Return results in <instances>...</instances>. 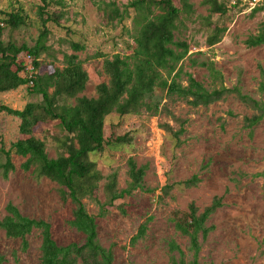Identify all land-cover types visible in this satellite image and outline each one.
Instances as JSON below:
<instances>
[{
	"label": "rangeland",
	"instance_id": "374dc122",
	"mask_svg": "<svg viewBox=\"0 0 264 264\" xmlns=\"http://www.w3.org/2000/svg\"><path fill=\"white\" fill-rule=\"evenodd\" d=\"M136 1L141 0H0V10H22L28 17L26 26L18 30L2 27L1 39L34 47L43 28L39 9L45 8L59 25L48 24L47 51L40 57L37 73L45 75L62 69L64 56L76 54L89 76L80 97L96 98L97 85L109 81L104 62L115 55L126 57L133 53L136 20L145 18L144 9L136 11L130 7ZM205 1L192 0L194 14L182 16L176 32V40L189 46L188 58L182 63L184 72L209 90L238 87L244 95L264 103V91L260 90L264 82V46L251 49L245 43L264 22V11L252 15L263 0H217L228 7L224 17L211 14ZM106 3L114 4L120 13L126 12L122 22L116 19L108 23L101 11ZM174 3L180 7L177 0ZM216 26L226 31L218 44L209 46L208 38ZM73 44L84 49L75 53ZM20 59L25 62L26 56ZM190 60L197 64L193 66ZM203 63L211 64L220 77L213 79L208 69L201 66ZM178 82L187 86V75ZM41 101L26 87L0 95V104L14 110ZM153 103L157 111L126 117L113 114L107 119V138L130 133L133 141L122 150H107L93 157L103 176L117 173L119 189H126L131 158L146 173L141 190L112 206H101L106 201V180L96 192L97 202L85 200L89 213L96 218L100 244L114 250V264H173L171 241L189 254V241L176 231L175 220L187 214L191 204L203 212L216 198H222L223 207L207 223L215 229L202 243L199 264H264V121L253 130L247 129L245 118L256 112L234 95L207 108H194L158 91ZM19 125L17 118L0 115V148L4 145L9 149L22 138ZM64 135L56 122L34 131V136L46 143L51 159L58 157V140ZM25 162L26 159L13 155L16 170L8 180L0 177V220L12 204L23 216L49 223L58 245L83 244L84 235L69 224L73 206L63 203L59 186L46 178H36L32 171H24ZM193 177L200 180L196 187L179 186ZM144 225L146 235L132 244ZM28 240L30 247L22 252L21 240L9 239L0 230L3 264H39L40 232L34 231Z\"/></svg>",
	"mask_w": 264,
	"mask_h": 264
},
{
	"label": "trees",
	"instance_id": "16d2710c",
	"mask_svg": "<svg viewBox=\"0 0 264 264\" xmlns=\"http://www.w3.org/2000/svg\"><path fill=\"white\" fill-rule=\"evenodd\" d=\"M141 0L130 4L136 11L144 9L145 18L136 20L132 55L123 57L115 55L104 62L103 70L109 81L97 85V97H80L85 91L89 76L84 70L76 54L64 56V67L51 74L40 75V57L47 51L46 42L49 36L48 24L59 25L58 20L48 15L45 8L39 9L42 21V31L34 47L25 44L5 43L2 41V31L6 26L13 30L26 26L28 17L22 10L7 12L0 10V95L26 87L32 95L40 96V103H29L22 110H14L0 104V115L17 118L20 121L19 133L21 139L11 145L0 148V177L8 180L16 168L13 155L26 159L22 165L24 171H32L36 178H46L59 186V194L63 203L73 206L70 226L84 235L83 244L60 246L54 240L51 225L43 220H33L23 216L17 207L9 204L7 215L0 220V230L7 238L21 240L22 252H27L30 243L28 237L39 231L41 236V259L39 264H114L113 249L104 248L98 239V225L85 204V200L97 202L96 192L100 184L104 185L105 203L112 206L116 201L130 196L143 188L145 168L138 167L134 159L128 160V186L119 189L118 175L113 173L107 178L98 169L94 156L107 150L118 151L132 144L130 133L124 135L112 134L105 136L107 119L116 114L120 117L139 115L142 111H157L155 107L158 91L165 92L168 97H177L186 101L194 108L209 107L230 96H236L243 104L256 112L252 117L245 118L247 129L253 130L264 121V103L249 95H244L240 88L209 90L202 82L191 74L185 73L182 63L188 58L189 46L176 40V32L182 23V16L194 14L192 0ZM204 5L210 7L211 14L222 15L229 12L225 4L217 0H206ZM237 8L238 5H233ZM108 23L118 19L124 20L126 12H119L114 4L106 3L101 9ZM264 11V0L252 12ZM141 13V12H140ZM3 27V28H2ZM226 29L216 26L208 38L209 46L218 44ZM248 48L264 46V22L256 35L246 40ZM75 53L84 48L73 44ZM25 54V55H24ZM20 56H30L33 72L30 85L27 63ZM193 66L196 60H190ZM181 64V66H180ZM213 79L220 73L211 65L203 63ZM176 73V74H175ZM175 76L173 77V75ZM167 75V78L164 76ZM182 75H187L188 85L183 86L178 81ZM264 71H262V78ZM264 91V82L260 84ZM49 122L58 123L64 137L58 140L59 154L51 159L47 153L46 143L34 136V131ZM198 177L179 184L186 189L199 184ZM223 207V199L216 198L203 212L195 204H191L188 213L175 220V229L189 241L187 254L175 241L169 243V252L173 264H199L202 243L206 242L214 231L208 226L210 218ZM147 225L140 228L139 234L133 238L132 244L144 238ZM5 259L0 257V264Z\"/></svg>",
	"mask_w": 264,
	"mask_h": 264
},
{
	"label": "built area",
	"instance_id": "2783aa9c",
	"mask_svg": "<svg viewBox=\"0 0 264 264\" xmlns=\"http://www.w3.org/2000/svg\"><path fill=\"white\" fill-rule=\"evenodd\" d=\"M253 2H257V0H253ZM25 61L27 63V71L32 74L34 72V67L32 66V58L30 56H27ZM30 78H32V75L30 76ZM31 85H33V82H31Z\"/></svg>",
	"mask_w": 264,
	"mask_h": 264
},
{
	"label": "bare ground",
	"instance_id": "6f19581e",
	"mask_svg": "<svg viewBox=\"0 0 264 264\" xmlns=\"http://www.w3.org/2000/svg\"><path fill=\"white\" fill-rule=\"evenodd\" d=\"M26 62V61H25ZM33 66V65H32ZM34 71H35V69H34ZM28 72V71H27ZM32 75V78H33V73L31 74L30 72H29V77ZM32 78H30L31 79V81H30V85H31V82H32ZM32 86V85H31Z\"/></svg>",
	"mask_w": 264,
	"mask_h": 264
}]
</instances>
